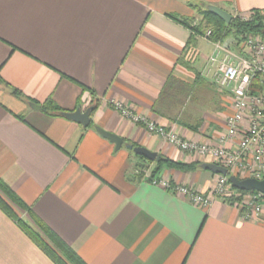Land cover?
Segmentation results:
<instances>
[{"label": "crops", "instance_id": "obj_1", "mask_svg": "<svg viewBox=\"0 0 264 264\" xmlns=\"http://www.w3.org/2000/svg\"><path fill=\"white\" fill-rule=\"evenodd\" d=\"M206 5L264 14V0H0V181L21 201L22 221L33 226L31 211L86 264H264V210L243 220L220 199L198 207L151 185L160 158L205 161L110 104L175 125L187 141L215 143L231 96L203 74L211 41L176 20L203 24ZM188 46L193 63L183 58ZM48 100L63 113L91 108L89 126L44 112ZM97 127L124 145L115 150ZM157 176L203 195L216 180L200 167L163 165ZM0 264L55 263L0 210Z\"/></svg>", "mask_w": 264, "mask_h": 264}, {"label": "built area", "instance_id": "obj_2", "mask_svg": "<svg viewBox=\"0 0 264 264\" xmlns=\"http://www.w3.org/2000/svg\"><path fill=\"white\" fill-rule=\"evenodd\" d=\"M240 21L252 19V13L232 14ZM202 37L210 40L212 51L208 56L204 76L219 89L231 96V114L224 119V131L215 143L199 144L187 141L177 132L175 125L163 127L149 118L132 112L119 101L110 104L125 120L143 125L150 134L158 136L186 157L214 163L227 169L242 179L264 180V36L249 34L237 41L233 37L211 40L210 30ZM254 83L261 88L252 92ZM151 185L161 187L174 194L185 196L198 207H207L214 198L238 197L231 189L226 177L216 175V180L208 195L195 191L190 186L172 184L168 178L149 176ZM243 220L259 217L264 210V195L251 191L241 196L235 205Z\"/></svg>", "mask_w": 264, "mask_h": 264}, {"label": "trees", "instance_id": "obj_3", "mask_svg": "<svg viewBox=\"0 0 264 264\" xmlns=\"http://www.w3.org/2000/svg\"><path fill=\"white\" fill-rule=\"evenodd\" d=\"M198 14L202 18V23L198 26H192L184 20H178L182 25L187 26L193 32L203 34L206 30H210L212 37L211 40L217 41L227 37H233L237 41H240L244 36L262 35L264 31V14L258 11L252 12V19L248 21H240L238 18H233L229 24H226L217 16L213 15L205 9V7L198 8ZM184 60L188 63H193L195 60V53L192 46H188L185 50ZM261 88L257 83H254L252 92H259ZM15 92V91H13ZM42 110L46 113L62 114V110L59 109L51 100L46 101L42 106ZM166 165L181 170H190L193 168H199L200 164L185 165L178 162L169 161L167 159L160 158L156 164L155 170L151 173V177H157L160 168ZM233 175V174H232ZM233 192L238 197L225 198L224 202L231 205H237L241 199V196L249 193L246 191H239L231 186ZM22 207L21 201L12 192L7 185L0 181V210L14 221L18 227L28 236V238L55 264H86L66 243H64L55 233H53L46 225L34 218L31 211L28 210L32 216L33 226L26 224L22 221L16 209Z\"/></svg>", "mask_w": 264, "mask_h": 264}, {"label": "water", "instance_id": "obj_4", "mask_svg": "<svg viewBox=\"0 0 264 264\" xmlns=\"http://www.w3.org/2000/svg\"><path fill=\"white\" fill-rule=\"evenodd\" d=\"M205 9L212 13L213 15L217 16L220 18L222 21H224L226 24H229L231 20L233 19L232 15L225 12L224 10L213 6V5H206ZM263 36H264V31H263ZM28 105L32 109L39 110L40 106L35 105L33 103H28ZM90 112L91 108L86 109L85 111H81L79 108L75 109L72 112H64L62 113V116L65 117L68 120L74 121L83 127H87L90 124ZM96 131L104 138L108 139L110 142H112L115 145V150H118L123 143V139L120 138L119 136L110 133L108 131H105L101 128H96ZM125 147L132 151L134 154L139 155L146 160L149 161H156L158 159V156L156 153L151 152L147 150L146 148L143 147H133L132 145H126ZM200 168L203 170L210 171L216 175H221L226 177L228 175V180L231 184V186L239 191H246V192H251V191H256L259 193H262L264 195V180H257L254 178H246V179H238L234 175H229L228 171L226 168L221 167L219 165H216L214 163H202L200 165Z\"/></svg>", "mask_w": 264, "mask_h": 264}, {"label": "rangeland", "instance_id": "obj_5", "mask_svg": "<svg viewBox=\"0 0 264 264\" xmlns=\"http://www.w3.org/2000/svg\"><path fill=\"white\" fill-rule=\"evenodd\" d=\"M143 171L146 170V169H142ZM233 172L230 171V175H232ZM240 179H242L243 177L242 176H239Z\"/></svg>", "mask_w": 264, "mask_h": 264}]
</instances>
